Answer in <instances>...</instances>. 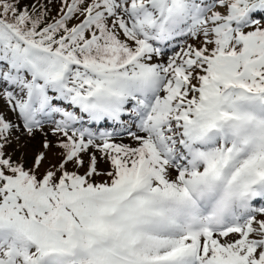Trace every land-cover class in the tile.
<instances>
[{
    "label": "snow or ice",
    "instance_id": "obj_1",
    "mask_svg": "<svg viewBox=\"0 0 264 264\" xmlns=\"http://www.w3.org/2000/svg\"><path fill=\"white\" fill-rule=\"evenodd\" d=\"M0 264H264V0H0Z\"/></svg>",
    "mask_w": 264,
    "mask_h": 264
}]
</instances>
